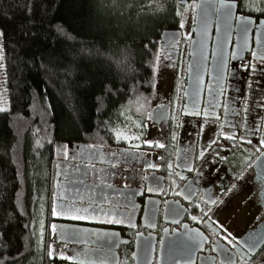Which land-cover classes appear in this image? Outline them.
Segmentation results:
<instances>
[{
    "label": "flooded vegetation",
    "instance_id": "obj_1",
    "mask_svg": "<svg viewBox=\"0 0 264 264\" xmlns=\"http://www.w3.org/2000/svg\"><path fill=\"white\" fill-rule=\"evenodd\" d=\"M224 2L236 4L235 16L225 24L216 17L200 91H187L199 4L189 0L191 32L185 35L179 25L171 29L182 31L178 41L162 44L160 39L158 62L166 67L167 85L158 98L154 91L140 127L128 139L116 134L106 143L69 142L56 158L37 210L42 264H240L235 255L240 248L224 239L229 234L240 245L255 242L249 264H264V62L259 59L264 55V12L256 9L255 0ZM245 19L251 24L242 39ZM137 135L140 139H133ZM145 141L165 146L149 147ZM89 201L124 222H102L99 212L83 220L51 212L59 203L79 208ZM197 232L206 242L193 252L191 238ZM50 248L58 252L49 256Z\"/></svg>",
    "mask_w": 264,
    "mask_h": 264
},
{
    "label": "trees",
    "instance_id": "obj_2",
    "mask_svg": "<svg viewBox=\"0 0 264 264\" xmlns=\"http://www.w3.org/2000/svg\"><path fill=\"white\" fill-rule=\"evenodd\" d=\"M178 0H0V264H42L36 218L69 142L106 143L145 116ZM154 61H156L154 63Z\"/></svg>",
    "mask_w": 264,
    "mask_h": 264
},
{
    "label": "snow or ice",
    "instance_id": "obj_3",
    "mask_svg": "<svg viewBox=\"0 0 264 264\" xmlns=\"http://www.w3.org/2000/svg\"><path fill=\"white\" fill-rule=\"evenodd\" d=\"M264 3V0H255V7L257 10L264 12V7H260V5ZM195 6V5H194ZM234 4L232 3H226L224 0H221L219 4V8H216V11L221 12V17L224 20L225 23L229 21L232 18L233 12L232 9L234 8ZM223 10V11H222ZM251 24V20L245 19L240 26V33L242 39H244L247 35L249 25ZM264 35V34H262ZM5 38V33L0 31V61L4 60V48L5 45L3 43V40ZM246 43L242 45L241 50H243L244 47H246ZM253 57L255 58L257 56L256 52L252 53ZM259 59L261 62H264V55H260ZM158 60V58H157ZM156 61H154L155 63ZM0 67H3V64L0 63ZM251 67V65H249ZM6 109L0 108V111H4ZM137 127H140V125H136ZM118 138L122 139H128L127 135H121L120 133L117 134ZM229 139H232V136L227 137ZM133 139H140V136H134ZM145 143L149 147H159L163 148L165 145L162 143L154 142V141H145ZM137 147H139L137 145ZM68 153L67 151L64 152V157L67 158ZM149 167H155V165L149 164ZM93 170H95V165H92ZM153 180L155 181L156 178L153 177ZM108 187H111V185H108ZM149 191H153L152 189H149ZM58 199H62L61 197H58ZM80 203H83V197L81 196L80 198ZM214 202V201H213ZM135 207V206H133ZM51 212L53 215H56L58 217H63L66 219H72V220H83L87 218V215L91 213H96L99 212L103 215L104 219L102 222L106 223H115V224H120L123 223L121 219H119L116 216H113L112 210L106 209L102 204L98 205H93L91 201H89V206L88 207H76L75 203H59L56 204L52 207ZM192 219L194 221L200 222V218H197L196 216H193ZM211 220V218H209ZM128 223L131 224V220L128 221ZM134 226V225H133ZM217 228L222 227L220 225L216 226ZM52 233H57L58 229L56 225H52ZM67 239L69 237H65V243L67 242ZM192 244H191V250L194 252L196 248L200 247L203 243L206 242V238L202 236L199 232L195 234L192 238ZM224 239L228 240L230 244H237L238 247L240 248V251L237 252L235 255L239 257L240 264H249V261L252 259L253 256L256 255V250H257V244L255 242H246L244 245H240L238 241H236L234 238L231 237L229 234L228 236L224 237ZM54 252H58V249H49L48 254L49 256L53 255ZM61 259H74L70 258L67 256L60 255Z\"/></svg>",
    "mask_w": 264,
    "mask_h": 264
},
{
    "label": "water",
    "instance_id": "obj_4",
    "mask_svg": "<svg viewBox=\"0 0 264 264\" xmlns=\"http://www.w3.org/2000/svg\"><path fill=\"white\" fill-rule=\"evenodd\" d=\"M188 2L189 0H180V4L182 5L188 4ZM219 4L217 0H199L194 26V37L190 46L191 58L188 67L187 91H200L204 87L210 61L212 29L216 17L218 23L225 24L221 17V12L215 10L219 7ZM234 5L232 18L227 23L232 22L234 19L236 4ZM181 34L182 31L178 29H165L161 34L162 44H165L169 40L178 41ZM173 46L177 47L178 45Z\"/></svg>",
    "mask_w": 264,
    "mask_h": 264
},
{
    "label": "rangeland",
    "instance_id": "obj_5",
    "mask_svg": "<svg viewBox=\"0 0 264 264\" xmlns=\"http://www.w3.org/2000/svg\"><path fill=\"white\" fill-rule=\"evenodd\" d=\"M177 10H178V15L180 17V26L184 31L185 35H189L194 22L193 4L190 3L188 5H182L179 3ZM0 63L3 64V67H0V108L7 109L9 106V98H8L7 81L4 72L5 67L3 61H0ZM166 73H167L166 67H163L162 63L159 60V62L157 63V78L155 84L156 98H158V95L160 94L159 92L160 89L167 85L166 76L168 75H166ZM138 124L139 121L135 120L134 124L131 125L129 128H125V127L120 128L118 129L116 134L120 133L121 135H127V137H129L133 133V129L137 127L136 125Z\"/></svg>",
    "mask_w": 264,
    "mask_h": 264
}]
</instances>
